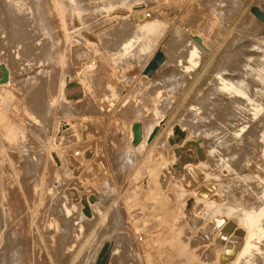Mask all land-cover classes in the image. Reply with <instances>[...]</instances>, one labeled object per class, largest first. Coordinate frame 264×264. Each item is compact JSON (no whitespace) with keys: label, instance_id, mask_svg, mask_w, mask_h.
<instances>
[{"label":"rangeland","instance_id":"obj_1","mask_svg":"<svg viewBox=\"0 0 264 264\" xmlns=\"http://www.w3.org/2000/svg\"><path fill=\"white\" fill-rule=\"evenodd\" d=\"M114 2L115 8L102 11L99 0H41L40 13L24 22L25 47L30 44L28 49L48 61L35 70L8 73L9 88L0 91V221L16 239L0 244V264H84L108 236V247L120 245L114 264H204L205 254L213 256L221 247L218 240L203 246L212 239L214 223L203 215L205 210L194 220L186 212L187 195L174 173L176 160L166 139L211 86L221 64L241 68L245 54L264 57V21L258 16L264 14V0ZM78 7L84 9L82 16ZM111 26L115 28L108 31ZM133 33L144 34L152 51L164 47L168 62L153 76L122 78L115 71L132 65L138 73L153 54L120 56V43ZM193 35L206 48L189 77L176 61L190 39L198 38ZM232 53L236 57L230 60ZM0 65L10 69V57ZM41 68L45 72L38 75L39 82L31 79ZM165 114L166 121L148 142L151 128ZM20 142L28 154L20 151ZM243 154L249 153L238 160ZM214 158L207 156L208 166L200 167L206 182L234 188V205L255 200L256 191L264 188L258 183L264 181V160L250 159L249 166L238 161L224 178L228 173ZM258 162L263 166L254 169ZM203 180L196 186L203 188ZM79 191L76 211L89 197L96 212L77 240L76 214L64 219L56 206L62 196L74 193L71 199H79ZM57 217L63 219L60 231L53 225ZM226 237L223 232L219 239Z\"/></svg>","mask_w":264,"mask_h":264},{"label":"bare ground","instance_id":"obj_2","mask_svg":"<svg viewBox=\"0 0 264 264\" xmlns=\"http://www.w3.org/2000/svg\"><path fill=\"white\" fill-rule=\"evenodd\" d=\"M100 1V10L102 11L111 10L116 6L115 0ZM40 2L41 0H0V55L3 56L0 60L3 59V62H6L7 57H10L11 61L10 69L0 65V91L9 88L10 79L8 73L12 75L14 71L24 72L26 70L24 67L35 70L36 66L48 61V58L39 57L38 52L28 49L31 42L28 43L29 47L24 45L26 42H24L25 37L23 35L26 32L24 22L40 13ZM257 7L258 5L255 6V8ZM77 11L79 16H82L84 9L78 7ZM42 21L44 22V20ZM76 22L75 24L77 25L78 20ZM75 37L80 41V33L76 34ZM173 39L178 40V32H175ZM199 39L200 41L195 39V42L190 39L185 45L188 48L185 55H181L176 61L177 65L182 66L184 76L190 77L193 71L201 65L202 51L206 48V43L201 38ZM238 40L240 39H237V42ZM239 42L241 43V40ZM119 49L121 50L119 54L122 57L134 53L144 55L152 51L146 36L136 33L131 34L121 42ZM80 51L76 52L78 58L84 56ZM159 52L164 54L165 61L152 75L145 76H153L158 69L168 62L164 47L161 46L153 50L151 57L146 58L142 63L143 76L144 70ZM234 52L237 53L236 51ZM232 55L235 54L232 53ZM22 57L26 58V60L23 59V62ZM227 57L231 60L236 55L230 57L229 54ZM41 71L45 72L42 68L36 70V73L33 72L31 79L35 78L39 82L37 77ZM227 74L231 77H226L225 75ZM214 76L211 86L187 110L185 117L179 119L174 130L170 132L166 139L171 148V159L176 160L174 173L175 175H177V172L179 173L176 178L183 186L182 194L187 195L185 206L186 212L192 216L191 219L194 220V217L197 218L196 216L201 213V210H205L203 215L208 216V220L214 223L213 233L210 231L211 235H209L212 236V239H207L205 241L207 244L202 245H207L208 247L216 240H218V245H221V247H217L213 256L205 254L204 257L207 259H203L202 262L204 264H264V188L256 191L255 200L252 201V198H249L245 205H234L230 202L234 197L235 189L230 188V186L223 187L221 183L206 182L207 174L204 173L203 175L200 171L201 166H208L206 159L210 155L214 156L215 158L212 160H216V163L228 173V176L227 174L223 175L224 178L231 176V166L238 161L242 162V166H249L250 159L264 160V57L259 54H245V60L241 63V68L230 69L224 66L223 63L217 68ZM175 86H177L176 83L173 88ZM165 88L170 90L171 94L174 92L169 86ZM161 93H163V90L159 91V94ZM52 101L54 103L56 97H53ZM165 116L166 114L161 116L151 128L147 137L148 142L151 143L156 137L157 132L166 121ZM207 120L208 123L206 125L199 124L201 122L205 123ZM201 139L206 140L199 142ZM20 146V151L28 154L24 149L23 142H20ZM244 152L249 154H243V156L245 155L244 159L238 160ZM259 166H263V163L258 162L253 168L256 169ZM204 178L205 180H203ZM202 180L205 186L203 188L197 187L196 184L202 182ZM250 182L251 184L255 183L253 180ZM258 183H262L264 187V181H258ZM48 193L53 194V191L50 190ZM79 194L80 191L78 192L79 199H71V197H76L74 193L69 194L70 197L68 198L62 196L56 206L64 219H69L76 214L73 219V226L75 227L77 240L87 223L94 219L93 214L96 212L95 200L89 197H86V202L81 200L83 208L80 209V212L76 211L78 204L76 201L81 198ZM2 207L4 206L1 205ZM6 217L9 222V216L6 215ZM62 220L60 217L53 220L54 228L57 231H60ZM5 227L0 221V244L4 241L14 242L16 240L12 237L11 229L5 230ZM118 229V227L113 228L115 231H118ZM223 232L227 236L225 241L219 239ZM72 236L70 235L71 239H73ZM102 239L103 241L95 245L86 256L84 264H114L113 261L116 259L114 256H121L119 254L120 245L110 244L108 247L107 244L110 242V237H103ZM75 244L76 242L68 245L67 250H72ZM15 250H17L16 247L12 249L14 253ZM116 260L118 261V259Z\"/></svg>","mask_w":264,"mask_h":264},{"label":"water","instance_id":"obj_3","mask_svg":"<svg viewBox=\"0 0 264 264\" xmlns=\"http://www.w3.org/2000/svg\"><path fill=\"white\" fill-rule=\"evenodd\" d=\"M258 15V14H256ZM261 20H263L264 18V14H260L258 15ZM264 21V20H263ZM198 41H200L199 38H196ZM165 61V56L163 53L159 52L157 55L154 56L153 60L151 63L148 64V66L146 67V69L144 70V74L145 75H152L153 72L162 65V63ZM7 78V75H6ZM136 129H138V126H136ZM139 136L136 134L135 136V142L138 141Z\"/></svg>","mask_w":264,"mask_h":264},{"label":"crops","instance_id":"obj_4","mask_svg":"<svg viewBox=\"0 0 264 264\" xmlns=\"http://www.w3.org/2000/svg\"><path fill=\"white\" fill-rule=\"evenodd\" d=\"M115 27L114 26H111L110 28H108V31H111V30H113ZM135 30H133L132 32H134ZM116 68V67H115ZM116 71V73H118V75H120V77H122V78H128V77H131V78H138V77H140L142 74V69H141V71H139L138 73H137V71L135 70V68L131 65L130 66V68H128V69H122V70H120V69H117V70H115Z\"/></svg>","mask_w":264,"mask_h":264},{"label":"built area","instance_id":"obj_5","mask_svg":"<svg viewBox=\"0 0 264 264\" xmlns=\"http://www.w3.org/2000/svg\"><path fill=\"white\" fill-rule=\"evenodd\" d=\"M149 16H150V14H149Z\"/></svg>","mask_w":264,"mask_h":264}]
</instances>
